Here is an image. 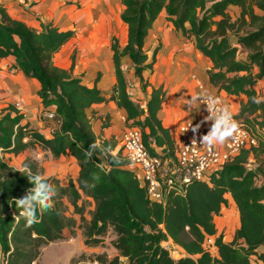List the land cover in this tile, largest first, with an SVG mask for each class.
<instances>
[{"label":"trees","instance_id":"1","mask_svg":"<svg viewBox=\"0 0 264 264\" xmlns=\"http://www.w3.org/2000/svg\"><path fill=\"white\" fill-rule=\"evenodd\" d=\"M120 1L127 43L122 52L112 38L116 83L109 97L98 87L100 74L91 86L73 75L75 53L70 69L54 63L56 53L75 37L73 29L63 30L53 22L42 23L40 28L30 26L12 17L0 1V64L13 57V68L26 78L38 80L44 108L55 106L61 121L59 130L47 137L23 123L24 115L15 108L0 110V264H36L43 246L62 239L64 231L75 229L79 222L87 246L101 245L110 229L115 233L112 244L118 254L113 258L98 255L95 259L101 264L264 262V162L255 169L249 166L252 156L264 154V118L257 121L258 115L264 116V101L258 99L257 91L264 80V0ZM232 6L240 8L238 16L231 14ZM163 13L174 30L191 40L194 48L211 61L209 82L228 95L247 98L235 117L247 126L259 128L255 133L258 145L243 148L207 180H194L182 191H171L164 205L149 199L136 173L128 168L130 162L122 147L113 154L117 139L99 140L87 113L94 104L115 102L127 113L126 127L139 128L153 154H157L155 148H160L163 159L175 157V142L158 117L166 89L163 85L152 87L144 108L130 97L122 68L125 54L143 90L150 86L144 74L153 73L157 50L150 59L145 43ZM243 49L246 60L239 58ZM92 144L111 147L112 151H95L86 156ZM34 147L54 158L72 156L80 170L76 181L69 179L66 185L58 178H47L56 189L52 207L38 212L37 221L28 225L19 215L15 199L25 195L32 184L3 156L18 155ZM113 157L118 158L117 162ZM28 166L38 173L35 166ZM94 175L99 179H93ZM228 193L240 214L239 227L230 242L224 240L215 222L228 205ZM90 205L93 209L88 210ZM70 207L73 214H69ZM208 237L213 238L216 253L206 244ZM165 242L169 247L163 245ZM175 247L181 251L178 257L172 254Z\"/></svg>","mask_w":264,"mask_h":264},{"label":"crops","instance_id":"2","mask_svg":"<svg viewBox=\"0 0 264 264\" xmlns=\"http://www.w3.org/2000/svg\"><path fill=\"white\" fill-rule=\"evenodd\" d=\"M5 7L7 8L9 14L19 20L26 22L30 26H34L37 28L41 27L42 23L53 22L58 25L59 23L49 18L54 14L58 16L59 19L61 14H64L68 11L67 6L61 8L58 6L56 8H50L47 4V8L45 9L44 4L39 3V0H0ZM63 1V0H61ZM59 3V0H55V4ZM26 6V8H25ZM106 5L103 1L100 0H92V8H90L91 12V21L95 23L94 29L95 34L92 35L88 40H84V44L87 45V48L93 47L95 49L94 55L89 61V65H87V69L89 73L86 75L83 74L82 66L85 65H77L75 61V67L73 69V75L76 77H81L83 82L87 85L91 86L94 84V79L96 75L100 74V80L98 82V87L102 91V93L109 97L112 93V87L116 83L115 71L113 61L110 60V52L108 49V45L106 43L107 40V25L106 19L103 17L106 15L104 12L106 10ZM236 13V16L239 14V8L236 6L231 7ZM52 11V12H51ZM54 15V16H55ZM157 22L155 23V25ZM154 25V28H155ZM63 30L71 29L69 27H63L58 25ZM97 26V27H96ZM93 29V30H94ZM75 38V37H74ZM73 38V39H74ZM149 40V37L146 39V42ZM71 40L66 43L58 53L54 56V63L62 68L70 69L72 66V54L70 56V61L64 64H58L56 62L57 57L61 59H65L69 52V45ZM194 46V45H193ZM146 48V47H145ZM196 50V49H195ZM197 51V50H196ZM198 52V51H197ZM199 53V52H198ZM74 54V53H73ZM246 54V53H245ZM247 55V54H246ZM198 57L195 53L190 54L188 56H183L179 58H173L168 56L157 58V61L154 65V71L152 74L145 75V80L150 84L143 90L139 80L137 79V87L132 89L129 87V80L125 74L126 80L128 82V93L130 97L138 102L142 107L145 108L147 100L149 98L152 87H159L161 85L167 91L166 100L162 107V109L158 113V117L162 121V124L165 128L170 131L171 137L174 142L178 143V133L179 128L185 121H192L193 123H200V128L198 130V134L204 135L207 134L211 127L210 121L205 120L204 118L207 116L205 106L201 101H198L196 105L189 108L188 100L190 97L196 96L202 89H207L211 92L212 95L220 94L223 96L225 102L228 104L229 110L232 114L236 115L239 112L240 106L242 102H245L247 98L245 96H235L228 95L224 90H219L217 87H214L209 82V77L207 74V70L211 67V61L201 55L199 53ZM76 60V59H75ZM128 59L122 61V68L124 72L126 68L130 67ZM243 60H246L243 59ZM13 57H8L3 59L0 64V85L10 87L16 91L14 97L11 96L8 92V100L21 99L23 102L21 106L23 109L18 111L19 113L24 115L23 123H29L31 127H34L41 131L47 137H51L52 133L59 130L61 121L60 117L55 113V106H50L48 108H44L42 101L38 95V91L40 89V83L38 80L34 78H26L22 72L13 68L14 63ZM205 67V68H204ZM16 72V78H12L13 76L10 72ZM204 71V72H203ZM96 73V74H95ZM146 73V72H145ZM31 83L33 85L32 89L28 88V84ZM132 91L134 93H132ZM144 96V100H140V98ZM11 107L10 104L7 105ZM200 109V110H199ZM88 115L93 119V130L98 136L100 141L105 139L115 138L118 141V145L116 149L113 151V154L118 153L121 149V137L124 131L126 130V117L127 113L124 109L119 108L115 102L94 104L89 109H87ZM49 114H54V118H50ZM40 119V120H39ZM107 122L108 126L104 127L103 123ZM100 136V137H99ZM217 146H221V144H216ZM156 153L161 155V149L155 148ZM47 152V151H46ZM27 154V151L22 152V154ZM49 153V152H48ZM8 154V153H6ZM21 154V153H20ZM50 154V153H49ZM19 155V154H18ZM51 155V154H50ZM52 156V155H51ZM67 157L68 164H70V169L66 167L63 172L68 173V179H65L66 174L55 173L50 169L46 171H40L39 174L43 175L45 178L55 177L58 178L63 185H66L69 179H73L76 181L79 175V166L72 156H63ZM129 169L134 171V168L129 164ZM70 174V175H69ZM228 199V205L222 208V214L215 217V222L217 224L218 231L224 233L225 235L230 227L226 225L229 224V215L228 212L232 210L235 213L234 218V226L236 228L239 227L240 224V214L237 210L236 203L232 198V195L228 193L226 195ZM69 212L73 214V208H69ZM75 218H79L78 215L74 214ZM217 218L221 221L219 224L217 222ZM233 231V234H234ZM70 230L66 229L64 231L63 236L69 233ZM116 238V237H115ZM233 236L230 240L226 242L232 241ZM70 241L74 242L75 239L71 238ZM80 250L82 253H96V254H105L110 251L114 252L116 256L118 251L112 247V250H109L101 245L96 247H91L85 245V242L82 241L80 246ZM264 250V246L261 248ZM42 254V253H41ZM42 255H40V262H42ZM38 259V260H39ZM98 262V261H97ZM37 264V263H36ZM79 264H84V261L79 262ZM253 264H264L263 261H253Z\"/></svg>","mask_w":264,"mask_h":264},{"label":"rangeland","instance_id":"3","mask_svg":"<svg viewBox=\"0 0 264 264\" xmlns=\"http://www.w3.org/2000/svg\"><path fill=\"white\" fill-rule=\"evenodd\" d=\"M103 1L106 5V10L104 11L106 13L105 16H103L106 19V25L108 33H107V40L106 43L108 45V49L110 52V60L112 61V51H111V43L112 38L115 37L117 40L120 49L122 52H124L126 43H127V26L122 22L121 20V13L124 9V6L122 5L120 0H100ZM39 3L44 4L45 9L47 8V4L49 5V9L56 8L58 6L63 10L62 8L67 6L68 11L64 14H61L59 19L56 17L57 15L50 16L52 20L58 22V25H61L63 27H69L73 29L76 33L75 38L71 40L69 45V52L65 59L58 58L56 59V62L58 64H64L68 63L70 61L71 54L75 53L76 56V64L77 65H85L82 66L83 74L86 75V73H89V70L87 69V65H89V61L94 55L95 49L93 47L87 48L83 42L84 40H88L92 35L95 34L94 25L95 23L91 21V12L90 8H92V0H59V3L55 4V0H39ZM26 8V6H25ZM27 9V8H26ZM48 9V8H47ZM52 12V11H51ZM231 14L235 16L236 12L231 9ZM240 12V8H239ZM57 24V23H56ZM97 27V26H96ZM94 29V30H93ZM149 40L145 43V49L148 51V54L150 56V59L153 55V52L157 50V58L165 57L167 54L170 57L173 58H179L183 56H188L190 54L195 53L198 57L199 53L195 50L193 43L191 40L186 39L183 37V35L179 32H176L174 30V27L171 23H169L166 20V14L163 13L160 15V17L157 20V24L155 25V28L152 29V31L149 34ZM245 50L243 49L240 54L239 58L241 60L245 59L247 55L245 54ZM128 59L130 63V67L126 68L125 74L129 80V87L134 89L137 87V78L134 75V65L132 61L129 59L128 55H123L122 61ZM205 68V67H204ZM12 72L11 76L12 78H16L17 73ZM204 72V71H203ZM96 74V73H95ZM147 74V72L145 73ZM97 76V75H96ZM28 88L32 89L33 85L29 83ZM258 91V99L261 101H264V80L260 82V84L257 86ZM7 92L14 97V94L16 91L10 87L0 85V110L9 109V108H15L18 111H21L23 106L21 103L23 102L21 99H14V100H8L9 96ZM132 93H134L132 91ZM144 96L140 98V100H144ZM10 104L11 107H8L7 105ZM20 104V106H18ZM263 115H258L257 121L263 119ZM53 119H55L53 117ZM40 120V119H39ZM249 126L254 130V133H258L259 128L253 127L252 124H249ZM100 137V136H99ZM258 145V143H257ZM67 157H60V158H54L51 156L48 152L40 149L39 147H34L28 150L27 154H19V155H13V154H5L3 156V159L5 162H7L9 165L16 167L17 169L21 168L24 164H31L35 166L38 173L40 171H46L47 169H50L51 171H54L55 173H64L66 174L65 179H68V173L63 172L66 167L67 169H70V164H68V161L66 159ZM264 162V154H262L260 157L256 158L254 156L251 157L249 166L251 168H257V166ZM70 175V174H69ZM88 210L93 209V205L88 206ZM69 214H72L69 212ZM224 215V214H221ZM229 215V230L227 231V234L225 235V239L230 240L233 236V231L235 229L234 226V218L235 213L230 210L228 212ZM87 218H90V216L87 214ZM218 224L221 222L219 218H217ZM116 235L112 231V229L109 230L107 235L104 238L103 243L101 244L102 247H105L109 250H112L113 247V240L115 239ZM71 238H74L75 241H70ZM82 241H85L84 233H83V227L81 223L79 222V225L75 229H71L69 233H67L65 236H63L62 239L57 240L55 242H52L48 245H45L41 249V257L42 262H40V259L37 260V264H79V262L84 261V264H96V257L98 254L96 253H89L85 254L82 253L79 246ZM213 253H216V249H211ZM180 249L175 247L174 251L172 252L173 256L178 257L180 254ZM101 255V254H99ZM109 258H113L114 252L110 251L109 253H105ZM1 255H0V263H1ZM98 264H101L98 262Z\"/></svg>","mask_w":264,"mask_h":264},{"label":"built area","instance_id":"4","mask_svg":"<svg viewBox=\"0 0 264 264\" xmlns=\"http://www.w3.org/2000/svg\"><path fill=\"white\" fill-rule=\"evenodd\" d=\"M214 96L219 100V106L228 107L222 95ZM206 114L209 115L207 111ZM49 116L52 118L54 114ZM232 118L237 124V130L221 146L201 144L202 135L197 131L194 136L190 126L195 123L185 121L179 128L178 143H175V157L167 159L149 150L139 128H126L121 137L123 152L152 202L164 205L166 195L171 191H182L194 180H207L214 170L230 161L243 148L257 145L258 141L252 129L243 124L234 114ZM206 244L213 248V238L208 237ZM95 263L98 264L97 261Z\"/></svg>","mask_w":264,"mask_h":264},{"label":"clouds","instance_id":"5","mask_svg":"<svg viewBox=\"0 0 264 264\" xmlns=\"http://www.w3.org/2000/svg\"><path fill=\"white\" fill-rule=\"evenodd\" d=\"M198 101H204L206 111L209 113L204 119L211 121V127L207 134L202 135L201 144L213 146L224 143L229 137H232L237 130V124L232 118V114L227 106H219V100L211 94L207 89H202L196 96L190 97L188 107L191 108ZM200 110V109H199ZM192 132L195 134L200 128V123L191 124ZM91 151H85L86 156H91L93 152L100 151L103 153H111L112 149L108 146L92 144L89 146ZM118 158L113 157V162H117ZM19 172L25 173V176L32 184L25 195L15 199V205L20 209L19 215L25 218L28 225L36 222L37 213H44L52 207V198L56 193L55 187L47 178L39 173H33L27 164L17 169ZM98 180V176H93Z\"/></svg>","mask_w":264,"mask_h":264},{"label":"water","instance_id":"6","mask_svg":"<svg viewBox=\"0 0 264 264\" xmlns=\"http://www.w3.org/2000/svg\"><path fill=\"white\" fill-rule=\"evenodd\" d=\"M163 245L166 246V247H169V243L168 242H165Z\"/></svg>","mask_w":264,"mask_h":264}]
</instances>
